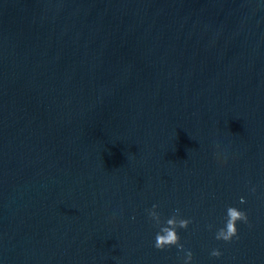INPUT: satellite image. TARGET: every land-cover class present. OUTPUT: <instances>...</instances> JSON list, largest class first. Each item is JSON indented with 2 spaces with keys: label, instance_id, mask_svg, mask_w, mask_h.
<instances>
[{
  "label": "water",
  "instance_id": "obj_1",
  "mask_svg": "<svg viewBox=\"0 0 264 264\" xmlns=\"http://www.w3.org/2000/svg\"><path fill=\"white\" fill-rule=\"evenodd\" d=\"M0 264H264V0H0Z\"/></svg>",
  "mask_w": 264,
  "mask_h": 264
},
{
  "label": "clouds",
  "instance_id": "obj_2",
  "mask_svg": "<svg viewBox=\"0 0 264 264\" xmlns=\"http://www.w3.org/2000/svg\"><path fill=\"white\" fill-rule=\"evenodd\" d=\"M240 202L241 203L244 202L243 197H241ZM157 207L158 205H155V204L152 206V208H157ZM175 212H179V209H177ZM148 214H149V217L156 215V213L151 212L150 210ZM238 221H242L245 224H247L248 223L247 214L241 210H238L236 207H228L225 227L220 228L217 231L215 238L217 240H223L226 242H230L233 239V237H237L238 230H237L236 224ZM189 223H190L189 220H181L179 222V227L186 229ZM158 227L160 228V231L157 232L156 237H155V244H154L155 248L163 250L166 247L175 245L178 249L183 250L184 246L179 243L180 237L177 235L176 221L174 219H167L164 222V224L159 225ZM211 255L214 257H219L221 255V252L219 250H213ZM187 258L188 260L192 259L191 251L187 252Z\"/></svg>",
  "mask_w": 264,
  "mask_h": 264
}]
</instances>
